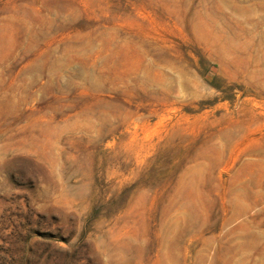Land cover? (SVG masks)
Wrapping results in <instances>:
<instances>
[{"label": "rangeland", "instance_id": "rangeland-1", "mask_svg": "<svg viewBox=\"0 0 264 264\" xmlns=\"http://www.w3.org/2000/svg\"><path fill=\"white\" fill-rule=\"evenodd\" d=\"M0 264H264V0H0Z\"/></svg>", "mask_w": 264, "mask_h": 264}]
</instances>
